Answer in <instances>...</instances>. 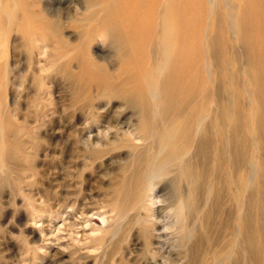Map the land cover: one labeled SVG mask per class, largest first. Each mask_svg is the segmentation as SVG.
Listing matches in <instances>:
<instances>
[{"label":"rangeland","instance_id":"374dc122","mask_svg":"<svg viewBox=\"0 0 264 264\" xmlns=\"http://www.w3.org/2000/svg\"><path fill=\"white\" fill-rule=\"evenodd\" d=\"M126 1L7 0L8 35H0V56L6 51L8 59L0 90L8 111L7 143L0 137V264H264V0H150L144 10L149 34L120 27L110 38L99 17ZM178 37L185 57L174 60ZM41 45L48 46L46 55H38ZM118 69L125 84L110 85L109 73ZM163 86L174 88L165 94L188 108L182 125L185 139L191 137L184 155L191 168L186 178L177 166L158 173L160 183L143 206L155 217L170 216L174 229H163L167 235L152 238L147 251L141 218L118 219L129 206L113 191L131 175L138 150L152 154L142 140L137 100L158 99ZM195 126L207 147L188 162ZM178 205L183 218L176 222Z\"/></svg>","mask_w":264,"mask_h":264},{"label":"bare ground","instance_id":"6f19581e","mask_svg":"<svg viewBox=\"0 0 264 264\" xmlns=\"http://www.w3.org/2000/svg\"><path fill=\"white\" fill-rule=\"evenodd\" d=\"M122 1V0H121ZM150 0H127L126 2H118L116 5H113L109 8V15L105 14V15H102L99 17V22H98V25L100 27V29H103L106 33L110 32L109 34H107V36L110 38L114 36V34H111V31L113 30H117L118 28H124L126 27L128 30L131 31V28H132V31L133 30H138L139 33H145V35L149 34V27L147 25V22L145 21V13L144 10H146V6L148 4ZM110 2V1H109ZM228 2V1H227ZM108 4V3H107ZM15 5V4H14ZM208 5V4H207ZM107 6V5H106ZM234 8V7H233ZM23 9V8H22ZM57 10V9H56ZM100 10V9H99ZM98 10V11H99ZM167 10V9H166ZM216 10V9H215ZM231 10V9H230ZM235 11V10H234ZM167 12V11H166ZM165 12V13H166ZM15 13V14H14ZM12 14V16L15 18L17 17V10L15 9V12ZM23 13V12H22ZM226 13V12H225ZM7 14H9L7 12V0H0V35L1 37H6L8 34H7ZM53 14V13H52ZM90 14V13H89ZM124 14H127L129 15L130 17V20L128 19H118L117 16L120 17V15H124ZM167 14V13H166ZM9 18L11 17L13 19L12 16L8 15ZM165 16V15H164ZM212 16V15H211ZM140 17L142 18L141 21L138 22L137 18ZM164 18V17H163ZM162 18V20H163ZM207 18V17H206ZM12 19H9V20H12ZM166 19V18H165ZM137 20V21H136ZM13 21V20H12ZM9 22L8 24V29H10L12 27V23L13 22ZM91 21V20H90ZM158 22V21H157ZM210 22V21H209ZM208 22V23H209ZM93 23V22H92ZM168 23V22H166ZM30 24V23H29ZM19 26H23L24 24H18ZM56 26V24H55ZM28 27V26H27ZM209 27V25H208ZM233 29V28H232ZM211 30V29H210ZM237 30V29H236ZM163 33V32H162ZM176 33V32H175ZM27 33H25L26 35ZM238 34V33H237ZM212 35V34H211ZM100 36V35H99ZM206 36V34H205ZM210 36V35H209ZM238 36V35H237ZM29 37V36H28ZM159 37V36H158ZM32 39H35V41H38L36 40L35 36H32ZM172 39V38H171ZM229 39V37H228ZM236 40V39H235ZM40 41V39H39ZM158 41V40H157ZM31 42V41H30ZM41 42V41H40ZM162 42V41H161ZM101 43V42H100ZM112 43V42H111ZM174 43H175V50L173 51V54H172V57H174V60L178 58V56L182 55L183 59H184V55L182 53V50L180 49V47H184V45L181 43L180 44V41H179V37H178V41L176 39V42L174 40ZM234 43V42H233ZM42 44H45V43H42ZM70 45V44H69ZM112 45V44H111ZM177 45V46H176ZM144 46L146 47V44H144ZM48 46L46 45H41L39 47H37V53L38 55H46L47 54V51H46V48ZM162 47V46H161ZM4 48V47H3ZM162 49V48H161ZM160 49V50H161ZM163 51V50H162ZM208 52V51H206ZM6 54V56H5ZM69 54V53H68ZM162 56V55H161ZM208 56V55H207ZM227 57V55H225ZM31 58V57H30ZM51 58V55L48 56L47 58V61ZM34 59V58H33ZM208 59V58H207ZM211 59V57H210ZM209 59V60H210ZM7 53L6 51H4V56H0V90L2 88H4L7 84ZM207 62V61H206ZM205 62V64H206ZM228 63V62H227ZM209 65V62L207 63V67ZM149 66V65H148ZM228 67V66H227ZM235 67V66H234ZM41 68V67H40ZM43 68V67H42ZM45 70V68H44ZM43 70V71H44ZM245 70V68H244ZM243 70V71H244ZM247 70V69H246ZM229 71V70H228ZM2 74V75H1ZM134 74V72H130L128 73V80H131L132 79V75ZM246 74V73H245ZM224 75V74H223ZM123 73L120 72V69L116 71H113L112 73H109V80L112 81V83L110 85H115L116 83H119L120 85L121 84H125L123 83ZM215 76V74H214ZM250 78V76H249ZM223 79V78H222ZM226 79V78H225ZM147 81V80H146ZM210 81V79H209ZM234 81V80H232ZM214 82V81H213ZM149 83V82H148ZM160 83V82H159ZM210 83V82H209ZM146 84V83H145ZM233 85V84H232ZM251 85V84H250ZM167 87V86H166ZM165 87V89H166ZM214 88V87H213ZM224 88V87H223ZM164 89V86H163V90L162 92H164V95H161L159 94V97L158 99L154 98L153 101H145L144 103L141 102L140 100H137L141 103L142 105V122L144 120L145 124L144 127L142 128V130L144 131V135L142 136V140L147 144V149L150 147V149H152V154H150V152L148 153L147 151L145 150H138L137 151V155L135 156V159L134 161L132 162V165H131V175L129 176V178L125 179L124 181H122V183L118 184V186L120 187L119 191H118V186H115L114 187V191H113V194H119L118 196H116V200H120V202L122 201V205L126 204L129 206V211L127 212H121V211H118L117 212V216L119 217L118 219H120L121 217L125 218V217H130L132 218V220H136L138 218H141V224H140V231H142V235L143 237V240H145V245H146V250L147 251H150L151 250V239L152 238H156V239H162L163 237H165L167 235L166 232H163V229L168 231V230H171V229H174L173 228V225H171V223L169 222L170 220V216H167V215H164L163 216V213H160V215H158L157 217H155L154 213H153V209L151 207H144L143 204L146 200V198H148L150 196V192L154 190L156 184L159 185L160 181H157V178H158V173H160L162 170H163V167L164 166H168V165H171V167H166V171H163L162 175L165 174V175H168L169 173L168 172H174V170H172L173 167L177 166L179 169H178V175L180 178H186L187 176V170L189 169L190 166H188L187 168V165L188 164H185L184 162V155L185 153L187 152L188 150V145H189V140L191 137H189V139H185V127H183L184 125H182V120L183 118L185 117L184 113L185 112V109L188 110V108H182V101H175L172 96L168 95V93L165 94V92H172L174 91V88L172 89L171 86L170 88L168 87V89L165 90ZM158 90V89H157ZM148 91V90H147ZM160 91V90H159ZM204 92V91H203ZM202 92V93H203ZM234 93V92H233ZM149 94V93H148ZM200 97V96H199ZM230 97V96H229ZM234 97V95H233ZM232 97V99H233ZM202 98V97H201ZM151 99V98H150ZM235 101V100H234ZM233 101V103H234ZM246 101V99H245ZM244 101V102H245ZM196 102V101H195ZM222 102V101H221ZM226 102V101H224ZM203 103V102H202ZM215 103V102H214ZM228 103V102H226ZM248 103V102H247ZM236 104V103H235ZM234 104V105H235ZM198 105V104H197ZM216 105V104H214ZM213 105V106H214ZM203 106V105H202ZM212 106V107H213ZM236 106V105H235ZM221 107V106H219ZM250 108V107H249ZM193 109V108H192ZM221 109V108H220ZM232 109V108H231ZM197 110V109H196ZM219 110V109H218ZM217 110V111H218ZM228 110V109H227ZM234 110V109H233ZM247 110H248V107H247ZM230 111V110H229ZM228 111V112H229ZM250 111V110H249ZM254 111V110H253ZM7 109L6 107L3 106V104L1 103L0 104V137L2 139V142L3 143H7L6 140H7V127H6V120H7ZM189 112V111H188ZM207 112V111H206ZM220 110L218 111V114H220ZM227 112V113H228ZM242 112V111H241ZM248 112V111H247ZM232 113V112H231ZM246 113V112H245ZM250 113V112H249ZM256 113V112H255ZM223 114V112H222ZM233 114V113H232ZM251 114V113H250ZM209 115V114H208ZM216 116V115H215ZM214 118H217L215 117ZM223 116V115H222ZM196 117V116H195ZM228 117V115H227ZM245 117V116H243ZM241 118H242V114H241ZM250 118V117H249ZM228 119V118H227ZM251 120L255 119V118H250ZM215 120V119H213ZM220 120L219 118L217 119V121ZM195 121V120H194ZM224 121V120H223ZM241 121V120H240ZM153 122V124H151ZM247 122V121H246ZM251 122V121H250ZM253 122V121H252ZM193 123V122H192ZM231 123V122H230ZM241 124V123H240ZM255 124V123H254ZM200 124H198L199 126ZM229 126V125H228ZM256 126V125H255ZM196 128H194V141H190V143L192 142V146H191V149L189 150L190 152L194 149L195 150V153H193L192 156H190L188 158V162L189 160L190 161H195L196 162V158L197 156H199L198 152H203L205 151L204 149L207 147V146H204V147H201V145L203 143L207 144L205 139H201L200 138V134L202 133H199L198 136H196L197 134V131H198V128L197 126H195ZM200 127V126H199ZM215 127V126H214ZM221 127V126H220ZM232 127V126H231ZM225 129L226 126L224 127ZM242 128V127H240ZM201 129V128H200ZM218 129V128H216ZM231 129V128H230ZM235 129V126H233L232 130L231 131H234ZM187 132V131H186ZM237 132V131H236ZM235 134V132H233ZM240 133V132H239ZM156 134H162L165 139L163 141L160 140V139H156ZM249 134V133H248ZM168 135V136H167ZM222 135V134H221ZM231 135H233L231 133ZM256 135V133H255ZM107 136V135H106ZM109 136V135H108ZM217 136V135H216ZM215 136V137H216ZM234 136V135H233ZM128 137H130V134H127L125 133L123 139H129ZM224 137V136H222ZM239 137V135L237 136ZM126 139V140H127ZM222 139V138H221ZM229 139H232V138H229ZM238 139V138H237ZM228 140V139H227ZM258 140V139H257ZM234 141V140H232ZM252 141V140H251ZM219 143V142H218ZM162 144V145H161ZM196 144V145H195ZM223 145V143H220ZM225 144H227L225 142ZM235 144V143H234ZM239 145V144H238ZM215 146V144H214ZM230 146V145H229ZM258 146V145H257ZM5 147V146H4ZM146 147V146H145ZM167 147V150L165 152V154L163 155V159H159L160 158V152L162 149L166 148ZM216 147V146H215ZM255 150V149H254ZM218 151V150H217ZM215 152V151H214ZM224 152V151H223ZM253 152V151H252ZM229 153V152H228ZM243 153V152H242ZM4 154V153H3ZM93 154H99V150H94L93 151ZM191 154V153H190ZM217 154H219L217 152ZM247 154V153H246ZM229 155V154H228ZM254 155V154H253ZM260 155V154H259ZM187 157V156H186ZM223 157V156H221ZM225 157V156H224ZM259 157V156H258ZM218 158V157H216ZM254 158V157H253ZM230 160V159H228ZM244 162V160H242ZM173 162V163H172ZM217 162V161H216ZM239 162V161H238ZM241 162V161H240ZM243 162H241L242 164H244ZM246 164V163H245ZM230 165V164H229ZM240 165V164H237V166ZM241 166V165H240ZM259 166V165H258ZM128 167H130L128 165ZM176 167V168H177ZM244 167V166H243ZM191 168V167H190ZM240 168V167H239ZM148 169V170H147ZM237 168H235L236 170ZM243 169V168H242ZM250 169V168H249ZM129 170V169H128ZM230 170V169H229ZM129 171V172H130ZM151 171H155L156 172V175L154 177H149V172ZM198 171V170H197ZM231 171V170H230ZM177 172V170H176ZM195 172V171H194ZM227 172H228V168H227ZM231 173V172H230ZM236 173V172H235ZM239 173V171L237 172ZM204 174V173H203ZM229 174V173H228ZM259 174V173H258ZM124 175V173H123ZM235 175V174H234ZM247 175V174H245ZM198 176V175H197ZM196 176V177H197ZM215 176V175H214ZM219 176V175H218ZM227 176V175H226ZM242 176V175H241ZM125 177V176H124ZM123 177V178H124ZM234 177V176H232ZM245 177V176H244ZM216 178V177H215ZM236 178V177H235ZM198 179V178H197ZM210 179V178H209ZM255 179L256 176H255ZM200 180V179H199ZM232 180V179H230ZM236 180V179H235ZM241 180V179H240ZM233 181V180H232ZM194 182V181H193ZM231 182V181H230ZM245 182V181H242V183ZM256 182V181H255ZM254 182V183H255ZM118 183V182H117ZM198 183V182H197ZM208 183V182H207ZM252 183V181H251ZM253 183V184H254ZM233 184V183H231ZM236 184V183H235ZM196 185V184H195ZM208 185V184H206ZM219 186V184H217ZM234 185V184H233ZM241 185V184H240ZM194 186V185H193ZM223 186V185H222ZM232 186V185H231ZM235 186V185H234ZM239 186V185H238ZM206 187V186H205ZM236 187V186H235ZM241 187V186H240ZM238 189V188H237ZM202 190V189H201ZM207 190V189H206ZM236 190V189H235ZM234 190V191H235ZM256 190V189H255ZM264 190V189H263ZM88 191V190H87ZM193 191V190H191ZM195 191V190H194ZM193 191V192H194ZM213 191V189H212ZM217 191V190H215ZM196 192V191H195ZM214 192V191H213ZM220 192V191H219ZM245 192V191H243ZM249 192V191H247ZM253 192V191H252ZM206 193V192H205ZM221 193V192H220ZM201 194V193H200ZM224 194V192L222 193ZM246 194V193H245ZM251 194H254V193H251ZM250 194V195H251ZM263 194V193H262ZM257 195V194H256ZM256 195H253V196H256ZM264 195V194H263ZM198 196V195H197ZM216 196V194H215ZM221 196V194H220ZM252 196V197H253ZM196 197V196H195ZM222 197V196H221ZM123 200H122V199ZM250 198V196H249ZM262 198H264L262 196ZM115 199V198H114ZM196 199V198H195ZM254 199V198H253ZM192 200V199H191ZM251 200V199H250ZM195 201V200H193ZM204 201V200H203ZM246 201V200H245ZM254 202V200L252 201ZM262 202V201H261ZM134 203V204H133ZM245 203V202H243ZM263 203V202H262ZM111 204H113V201L111 202ZM116 204V203H115ZM193 204H195L193 202ZM246 204V203H245ZM248 204V203H247ZM247 204H246V207H247ZM256 204V203H255ZM121 205V206H122ZM218 205V203H217ZM217 205H215V207H217ZM254 205V204H253ZM112 206V205H110ZM115 206V205H113ZM125 206V205H124ZM178 207H180V205H178ZM175 208V211H174V216L175 217V220L176 222L178 221L179 217L181 218L183 215H182V211H183V208ZM214 207V208H215ZM219 207V206H218ZM237 207V205H236ZM245 207V206H244ZM245 207V211L244 212V216L245 219H248L250 218V211L247 210ZM253 207V206H252ZM256 207V205L254 206V208ZM262 207V206H261ZM120 208V207H119ZM197 208V207H196ZM195 208V209H196ZM222 208V207H221ZM243 208V207H242ZM263 208V207H262ZM261 208V209H262ZM124 209V208H123ZM253 209V208H252ZM173 209H170L169 211H171ZM217 210V209H216ZM221 210V209H220ZM229 210V209H228ZM235 210V209H234ZM195 211V210H194ZM209 211V210H208ZM211 211V210H210ZM209 211V212H210ZM256 211V210H255ZM202 212V211H201ZM212 212V211H211ZM218 212V211H217ZM238 212V211H237ZM114 213V212H113ZM216 213V212H215ZM210 214V213H209ZM219 214L216 213L215 216ZM226 214H229V212H227ZM254 214V213H253ZM199 215V213H198ZM230 215H231V212H230ZM263 213H262V217H263ZM167 216V217H166ZM204 216H205V213H204ZM203 216V217H204ZM218 216V215H217ZM207 217V215H206ZM242 217V216H241ZM130 218V219H131ZM183 218V217H182ZM214 218V217H213ZM239 218V217H238ZM163 219H166L163 221ZM169 219V220H168ZM233 219V218H231ZM230 219V220H231ZM254 219V218H253ZM256 219V218H255ZM262 219V218H261ZM128 220V219H127ZM181 220V219H180ZM201 220V219H200ZM250 220H252L250 218ZM248 220V222L250 221ZM183 221V220H181ZM207 221V220H206ZM205 221V222H206ZM214 221V220H213ZM229 221V219H228ZM233 221V220H232ZM127 222V221H126ZM175 222V223H176ZM199 222V221H198ZM254 222V220L251 221V223L249 224H252ZM118 223V222H117ZM201 223V222H200ZM219 222H217V225H218ZM256 223V221H255ZM132 224V223H131ZM182 224V223H181ZM184 224V222H183ZM202 224V223H201ZM200 224V225H201ZM213 224V223H212ZM210 224V225H212ZM239 224V222H238ZM248 224V223H247ZM127 225V224H126ZM159 225V226H158ZM226 224L223 225V227L225 226ZM124 226V225H123ZM122 226V227H123ZM130 226V225H129ZM182 226V225H181ZM238 226V225H237ZM247 226V225H246ZM125 227V226H124ZM221 227V226H220ZM232 227V226H231ZM249 227V226H248ZM204 228H205V223H204ZM203 228V230H204ZM211 228V226H210ZM217 228V227H215ZM225 228V227H224ZM234 228V226H233ZM262 228V227H261ZM206 229V228H205ZM123 231L127 230L128 231V227L127 228H124L122 229ZM202 230V229H201ZM202 230V231H203ZM208 230V229H207ZM205 230V231H207ZM215 230V229H214ZM253 230V228L251 229ZM264 230V227L263 229ZM130 231V230H129ZM210 231V229H209ZM231 231V230H230ZM257 231V229H256ZM199 232V231H198ZM221 232V231H220ZM227 232V231H226ZM234 232V231H233ZM240 232V231H239ZM252 232V231H251ZM195 233V232H194ZM205 232H203L204 234ZM207 233V232H206ZM121 234V233H120ZM200 234V233H199ZM209 234V232H208ZM256 234V233H255ZM264 234V233H263ZM201 235V234H200ZM207 235V234H206ZM227 235V234H226ZM204 236V235H203ZM202 236V237H203ZM212 236H213V232H212ZM241 236V235H240ZM257 236V235H256ZM125 237V236H123ZM234 237V236H233ZM245 237V235H244ZM250 237V235H249ZM251 237H252V234H251ZM120 238V237H119ZM200 238V237H199ZM203 238H207L206 236L203 237ZM211 238V237H210ZM247 238V237H246ZM256 238V237H255ZM259 237H257V240H258ZM212 239V238H211ZM223 239H226V238H223ZM234 239V238H233ZM245 239V238H244ZM192 240V239H191ZM199 241V239H197ZM208 240V239H207ZM116 241V240H115ZM120 241V240H119ZM194 241V240H192ZM202 241V240H200ZM245 241V240H244ZM204 242V241H203ZM208 242V241H207ZM206 242V243H207ZM228 242V240H227ZM256 242V240H255ZM264 242V241H263ZM101 243V242H100ZM117 243V242H116ZM231 243V242H230ZM248 243V242H247ZM251 243V241H250ZM112 244V243H111ZM228 244V243H227ZM255 244V243H253ZM253 244H251L252 246H254ZM258 244V242L256 243V245ZM115 245V244H114ZM200 247H203V245L205 244H199ZM198 245V246H199ZM202 245V246H201ZM207 245H210V244H206V247ZM220 245V244H219ZM218 245V246H219ZM233 245V244H231ZM261 245V244H260ZM195 246V245H194ZM226 246V245H225ZM252 246H249L248 245V248L250 249V247ZM117 247V245H116ZM216 246H214L213 249H215ZM261 247V246H260ZM222 248V247H221ZM220 248V249H221ZM226 248V247H225ZM257 249H259V246L256 247ZM113 249V248H112ZM198 251L200 252V254H202V252L199 250V248L197 247ZM209 249V248H208ZM207 249V250H208ZM212 249V248H211ZM229 249V248H228ZM263 249V248H262ZM204 250V249H202ZM219 250V249H218ZM248 250V249H247ZM255 250V249H254ZM227 251V250H225ZM223 251V252H225ZM251 251V250H249ZM248 251V252H249ZM264 251V250H262ZM108 252V251H107ZM191 252V251H190ZM196 252V250H195ZM198 252V253H199ZM208 252V251H207ZM246 252V250H245ZM259 252V251H258ZM256 252V253H258ZM205 253V251L203 252ZM210 253V252H209ZM228 253V252H227ZM247 253V252H246ZM195 254V253H194ZM208 254V253H207ZM226 254V253H225ZM262 254V253H261ZM236 255V254H234ZM242 255V254H241ZM253 255V254H252ZM263 255V254H262ZM261 255V257H262ZM113 256V255H112ZM191 256V254H190ZM211 256H213L211 254ZM210 256V257H211ZM259 256V255H257ZM214 257V256H213ZM222 257V256H220ZM254 257V256H253ZM233 258V257H232ZM240 258V257H239ZM256 258V257H255ZM253 258V259H255ZM193 259V258H192ZM204 259V258H203ZM207 259V258H206ZM209 259V257H208ZM207 259V260H208ZM214 259V258H212ZM235 260V258H234ZM258 262H259V259L257 258ZM201 261V260H200ZM240 261V260H239ZM190 262V261H189ZM242 262V261H240ZM261 262V261H260ZM192 263H193V260H192ZM210 263V262H209ZM262 263V262H261ZM103 264V263H102ZM230 264V263H229ZM235 264V262H234ZM239 264V263H238ZM263 264V263H262Z\"/></svg>","mask_w":264,"mask_h":264}]
</instances>
